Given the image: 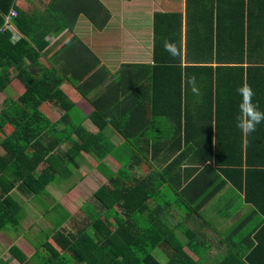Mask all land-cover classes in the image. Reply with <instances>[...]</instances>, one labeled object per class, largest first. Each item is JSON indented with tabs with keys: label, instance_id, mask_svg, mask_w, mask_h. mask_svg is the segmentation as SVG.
Wrapping results in <instances>:
<instances>
[{
	"label": "trees",
	"instance_id": "obj_1",
	"mask_svg": "<svg viewBox=\"0 0 264 264\" xmlns=\"http://www.w3.org/2000/svg\"><path fill=\"white\" fill-rule=\"evenodd\" d=\"M90 2L102 8L97 0H77L71 19L73 21L75 13L82 14L100 28L108 13L105 10L102 19L95 22ZM189 2L187 0V4ZM10 7L14 9V0H0V25L2 15ZM51 7H47L45 13L49 15L42 19L38 11L26 15L14 9L15 15L9 22L20 33L16 40H11L9 30L0 29V93H6L0 101V130L6 125L9 127V131L0 137V230L5 226L17 230L16 225L22 216L21 206L9 195L13 189L39 201L50 221L44 227V238L39 245L33 246L30 256L26 257L15 246L9 247L18 264H161L158 257L162 254L166 257L163 264H195L188 252L201 256L200 243L196 242L199 235L196 230L184 227L182 221L172 227L168 225L167 207L175 199L164 198L167 191L179 198L177 204L185 207L187 213L199 216L198 208L216 192L221 182L226 181L241 190L244 202L252 204L264 216V121L247 135L236 126L242 101L237 88L242 84L251 86L254 92L252 102L264 112L262 50L249 51V44L242 42L241 34L239 55L235 58L222 56L216 51V39L212 44L208 35V54L198 57L186 53L184 59L188 63L180 68L181 36L177 32L172 43L177 54L162 51L158 55L155 36L159 33L153 22L152 58L157 64H171L167 67L176 69L177 79L170 82V89H175L178 99L171 110L175 114L176 133L182 129L184 147L163 167L144 177H129L124 167L113 173L98 169L105 182L93 191L92 196L102 212L110 217L113 226L100 218L98 210L82 202L78 208L85 220L74 231L65 228L64 223L71 220L69 213L55 200L48 205L43 203L38 194L47 196L48 183L68 176V165L78 167L81 151L99 160L108 154V144L98 142V133L110 119L87 98V92L93 88L86 85L88 74H92L96 64H86L87 57L92 55L75 36L72 35L62 46L63 51L69 44L80 47V53L75 57L79 66L75 71L63 69L59 54L45 55L43 48L47 40L43 36L63 28L70 29L73 23L70 20L57 22ZM245 35L247 41L249 34ZM170 39L164 35V40ZM190 41L185 35V46L191 44ZM212 46H215L213 53ZM200 60L203 65H199ZM198 71L201 72L200 80ZM12 80L19 85L17 90L11 88L14 96L7 93ZM64 81L71 83L76 92L92 105L89 119L96 125L97 132H87L70 116L68 110L73 103L70 92L62 86ZM198 83L200 99L192 88ZM158 105L157 109H160V103ZM152 111L156 113L158 110ZM165 116L171 117V114ZM63 140L68 142L65 149L59 147ZM180 157L196 163L190 169L192 177L184 185L174 173ZM38 165H41L40 170L34 174ZM212 183L214 189L211 190ZM178 205H174L176 209L185 212ZM251 233V242L248 243L250 237L246 234L242 246L237 244L241 241L232 239L229 232L220 236L225 248L216 264H264V222ZM154 248H157L156 254H153Z\"/></svg>",
	"mask_w": 264,
	"mask_h": 264
},
{
	"label": "crops",
	"instance_id": "obj_2",
	"mask_svg": "<svg viewBox=\"0 0 264 264\" xmlns=\"http://www.w3.org/2000/svg\"><path fill=\"white\" fill-rule=\"evenodd\" d=\"M97 1L102 8L98 7L95 2H90L94 9L92 16L95 22L102 19L105 10L108 13L100 28H96L94 23L82 14L75 13L72 21L71 16L76 10L77 0H14V9L26 15L33 12L35 14V11H38L39 18L42 19L48 14L45 13L47 7L52 6L57 22L69 20L73 22L70 29L63 28L57 33H46L43 36L47 40L43 48L45 55L59 54L63 69L69 68L70 70L71 68L75 71L79 66V61L75 58L81 50L78 45L69 44L65 47L66 51L62 50L63 44L72 35L92 55L86 59V64H96L92 68V71L94 70L92 74H88L86 85L89 89L93 88L87 92V98L93 100L95 105L101 108L106 113V117L110 119L109 123L103 126L98 133L100 137L98 142L108 144H105L108 154L99 160L81 151L78 167H80L83 154H86L92 163L90 167L88 166L87 172H95L101 179L99 183L101 184L105 182L101 173L102 169L113 173L116 169L124 167L129 177H144L163 167L184 147L181 139L182 129L176 133L177 124L173 119L175 114L171 110L172 104L175 105L178 99L175 89H170V82L177 79L176 69L169 67L172 66L171 64H157L152 58L153 22L156 32L159 33V36H155L158 55L165 51V41L173 43L176 35L181 36V61L180 66L178 65L180 68L188 63L184 59L186 53L198 57H205L208 54V35L212 38V44L216 39V51L222 56L235 58L239 55L241 34H243L242 42L249 44V51L257 49L262 50L264 54V0H190L188 4L187 0ZM176 23H178L177 26H175ZM163 34L171 37L173 41L164 40ZM245 34H249L247 41ZM19 35L20 33L13 28L10 38L16 40ZM185 35L191 39V44L186 46ZM260 41L261 45H259ZM214 47L212 46V53ZM198 63L203 65L200 64L202 60ZM213 64L214 62L211 63ZM242 64L244 66L245 62ZM191 72L195 73V71ZM198 73L200 80L201 72L198 71ZM62 86L70 92L72 99L73 105L68 110L70 116L87 132H97L96 125L89 119L93 110L90 102L80 96L68 81H64ZM190 86L189 90H191ZM11 88L13 90L19 88L18 83L10 81L8 90L13 92ZM192 88L198 90L200 99V83ZM166 92L168 94H165ZM157 102L161 105L160 109H157L159 107ZM180 104L183 105V100H180ZM187 106L190 107L189 103ZM49 108L52 110L54 107ZM154 109L158 111L154 113L152 111ZM55 113L57 114L58 111ZM166 113L171 114V117L165 116ZM195 165V161L189 158L180 157L177 161L174 173L179 175L182 185L192 177L190 169ZM189 174L190 176L185 179ZM218 182L219 179L214 182L215 185ZM210 189H214L213 183ZM219 193L226 194V196L223 197L224 211H219L218 205H215L214 210L218 212L216 214L223 215V220L221 224L216 225L217 227H212L200 214L197 216L187 213L185 207L177 204L179 198L174 194L175 201L173 200L167 207L166 216L169 226L172 227L182 221L184 227L191 230L194 228L197 236L199 235L197 242L200 243L202 254L194 258L195 264L202 260L211 262L210 259H215L213 264L218 262L225 248L220 241V236H223L220 235L222 229L228 228L227 231L232 234L231 238L240 240L241 243L237 244L242 246L243 236L249 234L248 243H250L251 231L264 222V216L258 213L252 204L244 202L242 191L229 182H221L216 192L206 202L211 201ZM206 202L198 208L197 213L202 210ZM175 204L180 206L185 214L181 210L178 211ZM227 206L228 210H226ZM174 209L178 213H174ZM42 213H44L43 208L40 214ZM175 216L180 219L177 220ZM195 217L199 218L200 222ZM22 228L21 225L11 232L6 229L0 231V261L4 264H18L16 258L9 252L10 246H15L26 257L33 253L34 248L30 237L38 231V228L35 231H32L29 225L26 229ZM174 231L180 233L178 228H174ZM181 238L183 241L186 240L183 235ZM206 242L211 244H206ZM253 243L254 241L251 244Z\"/></svg>",
	"mask_w": 264,
	"mask_h": 264
},
{
	"label": "rangeland",
	"instance_id": "obj_3",
	"mask_svg": "<svg viewBox=\"0 0 264 264\" xmlns=\"http://www.w3.org/2000/svg\"><path fill=\"white\" fill-rule=\"evenodd\" d=\"M7 93H9L10 96H14V93L10 92L9 90H7ZM5 94L6 93L4 91L0 93V101L5 96ZM8 131H9V127L6 125L5 127H3L2 130H0V137L2 136V134H6ZM67 144H68L67 141L63 140L60 142L59 147L61 149H65ZM89 165H92L91 159H89L86 154H83L80 167L74 168V166L68 165L70 168V173L68 176L64 177L62 180L58 182L48 183L46 185L49 191L47 196L41 193L38 194V196L41 198L43 203H46L48 205L53 200H55L65 210L69 211L70 213L69 218L71 220H67L64 224L65 228H67L69 231L70 230L74 231L75 228L80 226L81 223H83V221L85 220L83 212L78 208V206L82 202H86L90 206H92L95 210H98V212H100V218L108 222L110 227L113 226V222L110 219V217H108V215L102 212V210L99 208L97 201L92 196L93 191L100 185L99 183L101 182V179L96 175L95 172L93 171L87 172V170L90 167ZM40 167L41 165L37 166V169L34 171V174H37V172L40 170ZM9 195L21 206L22 209V216L21 218L19 217L20 220L16 225L18 226L17 228H19V226L21 225L23 227L22 229H26L29 225L32 231H35L38 228V231L33 233L34 235L33 234L31 235L30 241L32 242V247L34 245H39V243L44 238L43 237L44 234L46 233L44 227L50 224L47 215L45 213L40 214L43 208L42 204L38 201H35L28 195L19 194L14 189L9 192ZM224 196H226V194H221V193L217 194L211 199V201L209 200L208 202H206L205 206L198 213L202 216V218L206 219L212 227H217L216 225L217 224L219 225V223L221 224V221L223 220V215L220 214V216H218L216 214L218 212H216L214 209H215V205L217 204L219 211L225 210L224 209L225 206L223 204L225 203V200L223 199ZM164 198H167L168 200H173L174 196L171 191H167ZM226 210H228V206L226 207ZM174 213H178L176 209H174ZM175 218L177 220L180 219V217L178 216H175ZM195 219H197L200 222L199 218L195 217ZM4 228L8 232H11L13 230L12 227L9 226H5ZM227 230L228 228L227 229L225 228L224 230L222 229L220 235L225 236L228 232ZM48 240L52 244H54L53 240L50 237L48 238ZM206 244L210 245L211 243L206 242ZM209 248L207 250H209ZM156 250L157 248H154L153 254H156ZM198 250L200 251L202 250L201 246L198 247ZM190 254L193 256V258H196V254L192 252H190ZM165 260L166 257L164 254L158 257V261L161 264H163ZM210 260L212 263L202 260L197 264H213V262H215V259H210ZM0 264H3V262L0 261Z\"/></svg>",
	"mask_w": 264,
	"mask_h": 264
},
{
	"label": "clouds",
	"instance_id": "obj_4",
	"mask_svg": "<svg viewBox=\"0 0 264 264\" xmlns=\"http://www.w3.org/2000/svg\"><path fill=\"white\" fill-rule=\"evenodd\" d=\"M165 51L175 55L178 53L176 46L168 41L164 42ZM198 94L197 89H193ZM237 93L242 97L240 104V115L237 117L236 126L242 134H250L255 131L256 125L264 121V112H260L258 107L253 104L252 97L254 92L250 85L242 84L237 88Z\"/></svg>",
	"mask_w": 264,
	"mask_h": 264
},
{
	"label": "built area",
	"instance_id": "obj_5",
	"mask_svg": "<svg viewBox=\"0 0 264 264\" xmlns=\"http://www.w3.org/2000/svg\"><path fill=\"white\" fill-rule=\"evenodd\" d=\"M15 15V11L12 7L8 8L7 12L2 15V22L0 25V29H7L10 33L13 31L12 25L9 20Z\"/></svg>",
	"mask_w": 264,
	"mask_h": 264
}]
</instances>
